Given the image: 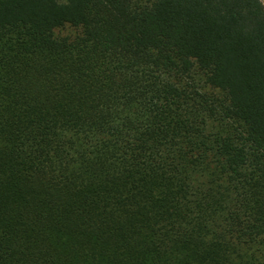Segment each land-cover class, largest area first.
<instances>
[{
    "label": "trees",
    "instance_id": "16d2710c",
    "mask_svg": "<svg viewBox=\"0 0 264 264\" xmlns=\"http://www.w3.org/2000/svg\"><path fill=\"white\" fill-rule=\"evenodd\" d=\"M0 264H264V4L0 0Z\"/></svg>",
    "mask_w": 264,
    "mask_h": 264
},
{
    "label": "rangeland",
    "instance_id": "374dc122",
    "mask_svg": "<svg viewBox=\"0 0 264 264\" xmlns=\"http://www.w3.org/2000/svg\"><path fill=\"white\" fill-rule=\"evenodd\" d=\"M263 4H264V0H260ZM61 35H66L68 33H70V30L69 28H63L61 30L58 31ZM208 129L210 130L211 129V125L208 127Z\"/></svg>",
    "mask_w": 264,
    "mask_h": 264
}]
</instances>
